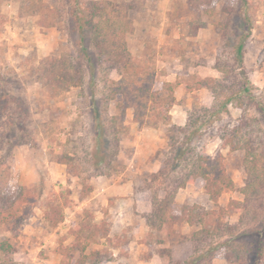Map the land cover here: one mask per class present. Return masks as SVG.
Here are the masks:
<instances>
[{
  "label": "rangeland",
  "instance_id": "rangeland-1",
  "mask_svg": "<svg viewBox=\"0 0 264 264\" xmlns=\"http://www.w3.org/2000/svg\"><path fill=\"white\" fill-rule=\"evenodd\" d=\"M76 1L98 3L85 29L93 73L73 0H0V264H70L85 221L111 239L88 250L139 236L136 264H249L246 232L264 220V0ZM186 123L187 143L169 137ZM195 154L221 157L233 184L219 206L200 178L172 194ZM131 187L139 201L125 204ZM192 204L216 214L202 228L174 221Z\"/></svg>",
  "mask_w": 264,
  "mask_h": 264
},
{
  "label": "trees",
  "instance_id": "trees-1",
  "mask_svg": "<svg viewBox=\"0 0 264 264\" xmlns=\"http://www.w3.org/2000/svg\"><path fill=\"white\" fill-rule=\"evenodd\" d=\"M242 2H245V0H243ZM72 3H73L72 4L73 7L70 8V14L74 23V29H76L78 32L79 44H80L81 52L83 53V58L88 62L89 70L91 73H93L94 66L92 64L93 61L89 53V49L86 45L85 29L86 27L91 28V26L97 27V24L96 23L93 24L92 22V18H93L92 15L94 13V10H96L98 3L92 2L89 4L87 8L84 7V9H82V6L78 1L73 0ZM242 50H243V44L239 43L236 47V55L240 62H242ZM63 64L64 63L58 64L56 65V67L59 68V66ZM68 74L69 72L67 70L66 71L59 70V71H55V74L53 76L57 78L58 83L60 79H62V81L65 82L66 84L68 82H75L74 81L75 76L74 75L69 76ZM232 98L233 97L230 95L226 97L225 100L222 102L221 107L224 111L227 110V104L231 102V100H233ZM205 111L208 110L205 109ZM217 112L218 110L216 109L212 111L211 114L213 115L216 114ZM190 116L191 114L188 116V122L191 119ZM187 128H188V123H186L185 127L177 126L175 124H170L169 128L167 129L169 132V137L173 138L172 135L170 134L171 130L174 131L175 133L179 132L183 134L184 140L187 143L193 134L192 131L185 133L187 131ZM231 148L234 147L231 146ZM186 151H189V147H185L184 151L181 152L183 156L185 155L184 152ZM195 155H196L195 160L193 161L195 170H197L194 171V173H196L195 176L191 175L190 173L183 177H180L182 179H178V181H176L175 179L174 190L172 194H174L177 191V189L184 187L187 182H190L189 180H195L196 178H200L204 182V190L205 193L208 195L209 200L215 205V207L219 206L217 200L220 194L226 188L232 187L233 184L231 179L225 173L224 166L221 163L222 162L221 157L218 155L216 158L212 159L210 157L201 154H195ZM180 156L182 155L181 154L179 155V153H175V155L173 156V160H176V162L178 163L179 161H181ZM183 158H185V156ZM256 180L257 178H254V180L252 181L253 186ZM90 190L91 187L88 186L86 192ZM164 199L158 200L159 208L161 207V203H164ZM51 204L52 203H48L45 205L46 207L45 206L43 207L44 212L48 217L50 215L49 213H47V210L52 207L50 206ZM161 210H163V208ZM158 211H160V209ZM223 211L224 210L222 208H219L217 215L221 214V212ZM212 214L214 215L216 214L214 210L205 211L203 210L202 206L192 204V206L190 207L186 205H182L179 215L175 216L174 214H172L171 216L174 218V221L176 222H184L187 223L189 226H199V228H202L201 226L203 225V223L206 220H208L209 216ZM217 218L218 217H216V221ZM61 220H62V214L60 212L59 213L57 212V216L54 218L52 223L56 224L58 221ZM106 226L107 224L102 222L90 224L89 221H85L84 223H82L81 226L78 227L77 232L74 233L76 236L74 237V243L72 244V251H71L72 254L69 256L70 264H75V263L100 264L101 262L107 261L111 258V251H109V249L107 248H102V250L98 248L88 250V246L92 242L97 243L99 242L100 239H107L109 242H111V239H108L109 229ZM82 229L84 231H82ZM81 232H84V234H81ZM201 232L203 233V231H201L200 229L199 230L197 229V231L196 230L193 231L189 240L191 242L192 241L194 242L196 237L198 235H201ZM252 234H254V237L252 236V238H250L251 245L249 249V260H250L249 264H259V260L264 251V220L260 228L246 232V235L249 237H251ZM81 240L82 243L79 244ZM4 249H3V243H0V250H4ZM190 261H184L182 263L191 264L192 262L190 263Z\"/></svg>",
  "mask_w": 264,
  "mask_h": 264
},
{
  "label": "crops",
  "instance_id": "crops-1",
  "mask_svg": "<svg viewBox=\"0 0 264 264\" xmlns=\"http://www.w3.org/2000/svg\"><path fill=\"white\" fill-rule=\"evenodd\" d=\"M130 196L126 199H124V203L127 204V202H138L139 200V194L138 192L134 191V187H131L130 189ZM125 225H128L129 223H124ZM139 229L143 228L141 222H139ZM147 227V226H146ZM109 236V235H108ZM114 239H117L115 236L111 237ZM121 240H118L120 243L115 246H111L109 249L111 251V258L107 261L101 262L100 264H136L135 261H142L138 256L142 253L144 241H140L139 236L134 235L130 233L125 235V233L122 234ZM135 243H138L136 251L134 250ZM146 247V246H145ZM143 249V250H142ZM154 255L150 257L148 264H152L151 260H154Z\"/></svg>",
  "mask_w": 264,
  "mask_h": 264
}]
</instances>
